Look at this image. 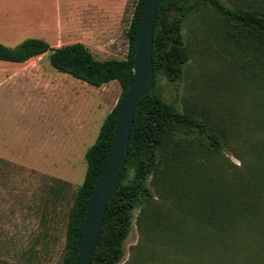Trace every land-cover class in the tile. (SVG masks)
Instances as JSON below:
<instances>
[{"label": "rangeland", "instance_id": "374dc122", "mask_svg": "<svg viewBox=\"0 0 264 264\" xmlns=\"http://www.w3.org/2000/svg\"><path fill=\"white\" fill-rule=\"evenodd\" d=\"M223 1L264 12V0ZM136 2L0 0V41L15 46L38 37L52 47L82 42L99 59L125 58ZM183 32L190 49L183 75L177 81L162 77L156 91L209 122L224 145L215 150L193 133L162 150L149 178L153 197L134 208L119 264H264V62L203 1L186 16ZM50 54L20 64L0 59V264H62L69 210L87 169L85 153L122 92L117 80L97 87L57 70ZM169 172L173 193L164 189ZM210 178L212 194L222 188L233 201L242 190L247 204L243 212L240 200L230 206L234 220L223 230L210 227L197 209ZM193 179L195 186H188ZM187 190L190 199H182ZM169 216L179 225L176 237L189 243H154L152 231ZM206 237L224 245L206 246Z\"/></svg>", "mask_w": 264, "mask_h": 264}, {"label": "trees", "instance_id": "16d2710c", "mask_svg": "<svg viewBox=\"0 0 264 264\" xmlns=\"http://www.w3.org/2000/svg\"><path fill=\"white\" fill-rule=\"evenodd\" d=\"M143 1L137 0L136 2L127 32L129 47L125 58L99 59L82 42L52 47L47 40L38 37H28L15 46H8L0 41V59L2 60L24 62L51 50L50 62L57 70L93 86L98 87L117 80L122 87L117 103L104 118L95 142L85 153L87 169L84 180L75 194L74 203L69 210L62 264L77 263L87 205L94 189L97 174L111 150L119 109L134 74L135 42ZM199 1L209 4L224 16L233 25L237 34L236 39L239 42L243 40L250 42L249 47L253 48L255 55L264 62L263 11L257 8H233L223 0H159L153 38L154 86L147 95L137 102L127 160L110 194L91 264H119L123 259L126 251L125 241L132 230L133 210L143 201L153 197L149 178L157 169L158 159L163 149L173 143L178 136L193 133L205 137L209 146L215 150H221L224 145L222 134L209 122L190 110H181L173 103L166 101L162 94L156 91L157 82L162 77L169 81H177L183 75L184 65L190 59V49L183 32L184 21ZM201 144L202 142L198 141L196 147L199 148ZM171 173H167L164 182V189L169 193L175 192V182L172 176L174 174L171 175ZM211 180L214 181L212 178L208 179L207 187L202 191L203 193H200L205 195L206 199H203L197 209L204 213L205 220L210 227L223 230L228 228L234 220L229 218L227 213L231 210L230 206L232 205L234 208V205L240 200V208L239 206L237 208L243 212L242 207L247 204L243 200L242 190L237 198L232 199L233 201L227 199L230 198L228 194L230 191L227 192L222 188L219 193L212 194L209 185ZM195 184L196 179H193L188 186H195ZM208 194L214 195L213 198L209 200ZM231 194L234 195L235 192H231ZM181 196L182 199H190L189 190ZM189 202L190 200L187 205L191 206L192 204ZM249 211L254 213L252 208H249ZM163 215L167 214H159L161 217ZM147 216L151 220V215ZM153 220L159 221V219ZM160 221L163 222L158 225V229L152 231L155 236H158L154 243L164 246L171 244L181 246L189 243L176 237L180 235L181 231L179 232V225L174 222V219L169 216L160 219ZM151 226L156 228L157 225L152 223ZM189 238L191 237L189 236ZM212 239L204 238V245L207 246V243L213 242L216 245H224L223 241L222 243Z\"/></svg>", "mask_w": 264, "mask_h": 264}, {"label": "water", "instance_id": "95a60500", "mask_svg": "<svg viewBox=\"0 0 264 264\" xmlns=\"http://www.w3.org/2000/svg\"><path fill=\"white\" fill-rule=\"evenodd\" d=\"M158 5L159 0H144L142 4L135 42L134 74L119 109L111 150L97 174L94 189L87 205L86 220L76 264H91L110 194L127 160L137 102L147 95L154 86L153 38Z\"/></svg>", "mask_w": 264, "mask_h": 264}, {"label": "crops", "instance_id": "0c3cea01", "mask_svg": "<svg viewBox=\"0 0 264 264\" xmlns=\"http://www.w3.org/2000/svg\"><path fill=\"white\" fill-rule=\"evenodd\" d=\"M38 56H40V55H38ZM35 57H37V56H35ZM35 57H32V58H30V59L27 60V61H24V62H17V63H19V64H20V63H27L28 61L32 60V59L35 58ZM2 85H3V84L0 83V87H2Z\"/></svg>", "mask_w": 264, "mask_h": 264}]
</instances>
